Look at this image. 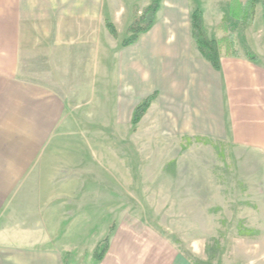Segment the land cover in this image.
I'll list each match as a JSON object with an SVG mask.
<instances>
[{
    "label": "rangeland",
    "instance_id": "obj_1",
    "mask_svg": "<svg viewBox=\"0 0 264 264\" xmlns=\"http://www.w3.org/2000/svg\"><path fill=\"white\" fill-rule=\"evenodd\" d=\"M228 3L170 0L152 31L123 49L128 25L146 7L130 5L116 21L118 39L105 31L90 43L22 54L19 76L66 99L62 123L47 138L56 142L50 150L61 171L77 174L63 181V205H93L61 213L77 214L79 226L66 231L91 234L89 248L77 244L83 261L119 225L144 244L165 245L176 262L264 264V153L185 130V53L200 58L193 8H203L212 39L232 35L240 54L246 43L264 56V0L253 24L231 22L225 31L219 25L228 20ZM5 8L0 2L1 21ZM155 92L133 124L134 109ZM15 134L24 136L0 132V139Z\"/></svg>",
    "mask_w": 264,
    "mask_h": 264
},
{
    "label": "crops",
    "instance_id": "obj_2",
    "mask_svg": "<svg viewBox=\"0 0 264 264\" xmlns=\"http://www.w3.org/2000/svg\"><path fill=\"white\" fill-rule=\"evenodd\" d=\"M0 2L6 5L0 20V132L33 133L32 138L0 139V264H188L176 262L165 245L144 244L135 230L119 225L105 234L110 241L103 260L93 256L100 239L82 260L77 244L89 248L91 234L66 231L79 226L73 223L77 214L63 219L61 213L89 212L93 205H63V181L76 180L77 174L68 167L61 171L50 150L56 142L47 138L62 123L66 99L19 76L27 50L93 42L108 31L105 18L116 25L126 19L130 5L147 6L152 0ZM168 2L163 1L153 28ZM253 50L257 61L223 54L219 71L201 55L185 53V130L264 153V56ZM72 187L64 194L71 196Z\"/></svg>",
    "mask_w": 264,
    "mask_h": 264
},
{
    "label": "trees",
    "instance_id": "obj_3",
    "mask_svg": "<svg viewBox=\"0 0 264 264\" xmlns=\"http://www.w3.org/2000/svg\"><path fill=\"white\" fill-rule=\"evenodd\" d=\"M164 0H152V2L147 5L142 12L137 10L132 23L128 26L127 36L122 40L121 47L128 48L135 45L139 40L141 35L147 34L153 28L157 13L162 8ZM262 0H231L229 11H228V22H222L219 25L220 29L227 30L230 23L234 25H251L255 22L256 9L258 4ZM105 25L109 33L114 38H119V31L113 21L105 18ZM190 25H191V37L196 45L200 55L207 60L213 68L216 70H221L222 68V55H223V44L226 45V54L231 56H239L240 53L233 49L234 41L230 35L223 36L220 40L212 39L209 36V32L205 22V13L203 8L196 7L192 9L190 15ZM233 26V25H232ZM233 28H235L233 26ZM232 50V51H231ZM244 54L252 61H257L259 56L250 48L246 43H244ZM158 93L155 92L147 96L138 106L134 109L132 122L137 124L144 112L151 106L152 102L157 98ZM109 249L108 239L99 243L94 252V258L97 261L104 259L107 251Z\"/></svg>",
    "mask_w": 264,
    "mask_h": 264
}]
</instances>
